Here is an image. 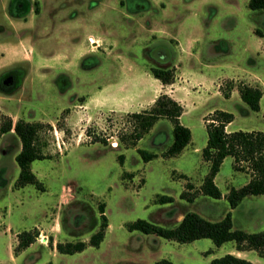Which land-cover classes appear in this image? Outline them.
Masks as SVG:
<instances>
[{"label":"rangeland","instance_id":"374dc122","mask_svg":"<svg viewBox=\"0 0 264 264\" xmlns=\"http://www.w3.org/2000/svg\"><path fill=\"white\" fill-rule=\"evenodd\" d=\"M154 67L173 69L174 82L155 79ZM244 84L261 89L258 111L242 101ZM160 94L182 105L191 130L173 157L164 155L166 118L127 146L128 114ZM216 109L233 113L229 131L264 132V10L248 0H0V124L5 116L42 124V158L31 163L39 186H15L21 143L13 129L0 138V264H209L235 255L233 241L179 243L127 228L139 218L173 227L187 212L218 221L230 211L233 228L264 230V195L234 209L225 198L250 179L231 157L214 178L222 197L198 191L209 169L205 120ZM138 149L156 157L144 161ZM101 204L108 227L100 245L59 253L58 242L89 240ZM33 229L36 240L16 254L17 233Z\"/></svg>","mask_w":264,"mask_h":264},{"label":"trees","instance_id":"16d2710c","mask_svg":"<svg viewBox=\"0 0 264 264\" xmlns=\"http://www.w3.org/2000/svg\"><path fill=\"white\" fill-rule=\"evenodd\" d=\"M248 8L254 11L264 10V0H248ZM151 74L162 84L174 82V72L171 68H152ZM242 101L252 110L258 111L262 91L256 86L242 85L238 89ZM228 97V92L225 93ZM183 113L182 105L167 94H160L150 107L138 112L128 114L133 119V133L127 146L135 145L160 118L168 119L172 124V141L164 155L173 157L182 152L191 140V130L182 124L180 117ZM234 119L232 112L216 109L205 120L207 140L201 149L202 159L209 164V169L199 187L203 195L219 199L221 190L216 185L214 178L226 157L233 159V167L236 170H247L250 179L239 188H231L225 196L230 209L236 208L240 202L249 195H264V132L226 129ZM38 122H27L18 119L15 124L9 116L3 118L0 124V138L12 129L21 143L19 152L15 155V161L19 167V173L15 181L16 187L27 184L39 186L34 173L31 171V163L41 159L42 154L38 146V132L41 129ZM101 141H104L102 139ZM123 141V140H122ZM144 161L156 157V154L143 149H138ZM194 194L182 192L181 197L192 199ZM158 201L168 202L173 198L159 195ZM108 219L104 214V205H99V227L93 232L87 242L83 240L58 242L56 250L62 254H74L83 251L87 245L98 247L103 241ZM130 231L137 230L145 234H154L167 240L179 243H187L201 238H209L215 246L233 241L238 251L253 250L258 256L264 258V230L258 232H246L233 228L231 212L218 221H210L195 212L183 214L179 222L173 227H162L145 219H137L127 223ZM38 231L23 230L17 233V245L14 252L17 254L31 245L37 238ZM154 264H173L166 258L157 260ZM209 264H254L251 261L233 254H225L212 259Z\"/></svg>","mask_w":264,"mask_h":264},{"label":"crops","instance_id":"0c3cea01","mask_svg":"<svg viewBox=\"0 0 264 264\" xmlns=\"http://www.w3.org/2000/svg\"><path fill=\"white\" fill-rule=\"evenodd\" d=\"M251 251L253 250H246V251H238V250H231L230 252L231 253H234L235 255H237L238 257H241V258H245V259H249L251 261H253L255 264H262L260 259L263 258V257H260L258 256V258L256 257H249V254L251 253Z\"/></svg>","mask_w":264,"mask_h":264},{"label":"flooded vegetation","instance_id":"af4514ba","mask_svg":"<svg viewBox=\"0 0 264 264\" xmlns=\"http://www.w3.org/2000/svg\"><path fill=\"white\" fill-rule=\"evenodd\" d=\"M18 2V1H17Z\"/></svg>","mask_w":264,"mask_h":264}]
</instances>
